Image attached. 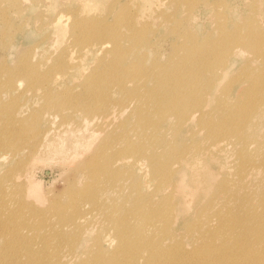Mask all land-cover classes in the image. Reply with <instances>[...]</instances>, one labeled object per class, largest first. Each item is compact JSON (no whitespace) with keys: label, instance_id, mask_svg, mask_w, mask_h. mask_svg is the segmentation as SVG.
Wrapping results in <instances>:
<instances>
[{"label":"bare ground","instance_id":"6f19581e","mask_svg":"<svg viewBox=\"0 0 264 264\" xmlns=\"http://www.w3.org/2000/svg\"><path fill=\"white\" fill-rule=\"evenodd\" d=\"M171 1L174 11H191L199 4L208 8V0ZM127 2L115 11L112 22L104 15L81 18L76 11L71 50L64 49L50 64L51 57L32 63L30 51L12 68L0 64V78L6 79L0 82V118L5 119L0 124L7 125L0 128V160L13 157L0 165L5 168L0 177V224L6 234L0 238L8 237L0 248V264H264V136L259 134L264 129V27L253 19L264 3L261 8L250 1V20L237 30L215 23L214 39L206 36L197 42L184 32L189 42L171 48L165 62L141 69L139 60L145 54L140 52L151 48L147 38L153 32L141 23V14L128 11L136 0ZM63 18L49 20L51 27L60 29ZM0 24L3 31L11 24L2 11ZM90 46L101 56L89 74L81 76L76 87L55 95L51 84L57 76H71L72 70L80 68L82 73L84 67L77 62H83ZM243 51L255 52L253 61H260V67L253 68L246 59L229 75V82L216 89ZM19 79L32 93L42 90L46 96L44 106L21 119L17 115L22 106L1 98ZM66 110L73 112L63 114ZM79 111L90 121L98 120L88 138L81 139L80 129L68 128L78 126L74 113ZM52 113L61 117L57 134L41 128ZM123 113L126 117L114 125L126 130L124 136L102 131L100 125H110ZM11 119L19 127L9 126L16 124ZM223 143L229 152L220 147ZM80 145L83 153L89 147L91 152L84 157L76 151ZM43 154L68 156V162L78 165V175L64 190L67 202L53 200L47 210L25 214L23 209L29 207L21 200H49L33 178L24 190L23 183H17ZM228 154L233 158L229 166L219 160ZM119 162H133L132 169L115 167ZM136 165L143 167V175L136 174ZM82 193L94 209L78 207ZM13 205H19L16 211ZM22 229L33 230L34 237Z\"/></svg>","mask_w":264,"mask_h":264},{"label":"rangeland","instance_id":"374dc122","mask_svg":"<svg viewBox=\"0 0 264 264\" xmlns=\"http://www.w3.org/2000/svg\"><path fill=\"white\" fill-rule=\"evenodd\" d=\"M4 1L5 0H0V11L4 13L5 19L11 21V24L6 31L2 30V24H0V64L6 65L10 68L14 67L16 65L15 63H17L21 57L25 58L26 54H30V52H32V63L45 57H51L48 61V64H50L52 60H54L62 51H64V49L69 47L71 50L70 47L72 46L70 45V29L71 24L76 17V11L80 12L81 18H97L100 15H104L108 22H112L111 19L115 11H118L119 9L121 10V5L126 6L128 4L127 0H17L16 5L10 6L6 3V1ZM170 1L171 0H151V4L148 5L145 4L143 0H136L135 4L139 7H137L135 4L127 7L129 8L128 11L130 13L137 11L138 14H141V23L148 24V27L153 32V34L147 38L151 48L142 49L140 52L145 54V59L139 60L142 65L141 69H147L151 67V64L155 61L165 62V57L167 56L168 51H170L171 48L176 47V45L186 41L184 32H189V34L192 35L197 42L201 41L206 36L212 37L214 39L217 36V34H214L213 32L215 23H221L230 31L237 30L242 24L246 25V22H249L250 20L248 15L250 12L248 3L250 1H255L261 8V3H264V0H208V8H206L205 5L199 4L196 8H191V11L188 8L174 11L172 7L169 8L168 2ZM108 11H111L110 14ZM61 16H64V23L58 22L61 24L60 29L59 27H51L53 22H49V20H53ZM40 18L44 22L43 24L41 23ZM163 18H166L167 21L162 23ZM254 18L257 20L255 23H262L264 27V10H262L260 13H255L253 19ZM155 20H158L159 23H156ZM171 28L174 29V34L165 35V33H167ZM160 35H165L167 37L157 39ZM108 45L110 47V44ZM231 45H234V43ZM123 46H126V43H124ZM187 46L190 47V45ZM86 48L87 49L84 50L86 51V58L82 63L77 62L84 67L82 73L79 72V68L78 70H72L73 73L71 76H57L55 83L51 84L53 85L51 89L53 93L64 90L65 88L71 89V86L76 87L81 81V76L85 77L89 74L91 68L96 63V60L101 56V52H99V49L95 46ZM254 53L243 51L240 57L234 59V61L231 63V65H234V68L232 69L233 71H228V76L226 78L219 79L215 88L220 90L223 85L226 84V82H229L231 79L230 76L236 73L240 66L247 61L246 59L251 61L253 68L260 67V61H253L255 59ZM75 55L76 54L73 53V56ZM227 65L230 66L229 61L227 62ZM43 68H46V66H43ZM0 82H6L5 77L0 78ZM14 83L15 86L11 93L9 95H3L1 98L3 101L14 100L15 106H22L20 107V114L17 115L18 118H26L28 117L30 111L40 109L42 106H44L46 102V96H44L42 90L39 93L34 94L27 89L26 81L19 79ZM75 91H77V88H75ZM21 95H23V98H19ZM55 95L57 94L55 93ZM118 98V96H115L113 99L117 100ZM89 100V98L84 99L85 106H87L86 102ZM72 112L73 111L71 110H66L63 112V114H70ZM74 115L76 117L74 122H78V126L74 124L73 126L70 125L68 128L71 129L75 127L74 129H80L81 132L79 134L82 137L80 138H88L89 134H91V132H93L97 126L98 120L94 122L90 121L84 117L80 111L75 112ZM8 117L10 116L8 115L7 119ZM13 117L16 116H12L11 118ZM125 117L126 113H123L122 115L115 116L114 121L110 125L107 123L100 125L102 126V131L106 130V132L109 133L110 131L114 130L117 132L115 135L116 137L124 136L126 130L119 129L114 124L122 121ZM45 118L46 123L45 125L41 126L42 129L52 128L53 134H57L59 131H61L59 129V125L61 123L60 114H48L45 116ZM1 119L5 121L4 118L1 117L0 120ZM13 121L16 124H10L9 126L19 127L18 123L15 120ZM5 126L7 125L0 124V128ZM186 128H183L182 131H187ZM259 134L264 136V129ZM199 137H203V133H201ZM194 139L196 140L198 137L195 136ZM61 140L63 141V139ZM61 140L57 141V143L59 142L58 144H61ZM79 144L80 143L76 145ZM52 145L57 144L53 143ZM81 146L82 145L78 146L76 151L83 153V148ZM220 147L226 149L228 152L230 151L229 147L226 146L225 143L221 144ZM253 147H255V145H253L252 148ZM89 148L83 153L84 157L85 154L87 155L91 152L90 150H92V148ZM42 157V159L32 162L29 168L26 169L28 171H26L25 174H21L22 176L19 177L17 183L19 181L23 183L22 187L24 190L26 181H28L30 177L33 178V181L39 184V186L43 189L44 195L49 200H47L46 204H36L31 199H26L24 201L21 200V205L25 204L24 207H29L27 210L23 209L25 214H27V212H32L34 209L41 211L47 210L48 207L51 206L50 201L53 200L59 199V201L62 203L67 202V200H69V196L67 197L66 194L64 195V190L69 184L72 183L73 177L78 175V172L76 171L78 169V165H73L71 162H68V160H66L68 156L57 155L49 158L43 154ZM84 157H81V159ZM231 158L232 157L228 154L227 158H222L220 156L219 160L224 165L229 166ZM11 161H13L12 156H8V158L6 157L5 159L2 158L0 160V165L9 164ZM66 163H68V165ZM132 164L133 162H119L117 165H115V167L124 168L127 170L129 168L132 169ZM144 166L146 167V162ZM134 170L139 176L144 174V169L140 165H136ZM4 171V167L0 168V177ZM146 190L149 191L150 189L146 188ZM5 197L11 198L13 195L6 194ZM17 199L20 198L17 196ZM81 200L82 201L78 207H81V205L84 204V211H89L96 207L93 203L89 202L90 200H88V195L86 193H82ZM186 201H188V198H185V202ZM12 207L16 211V208H18L19 205H13ZM189 207L193 206L189 205ZM192 211L193 210H191V212ZM48 217L53 223L56 221V217L53 215H48ZM89 218L90 216H88L87 219ZM46 220L48 221V219ZM3 224H0V235L5 234L2 233L4 231L2 230ZM21 231L26 236L34 237L33 230L30 231L28 229H22ZM51 238L54 239L59 237L52 236ZM7 240L8 237H6L4 240L0 238V248L4 246V241ZM103 247L108 248V245L103 244Z\"/></svg>","mask_w":264,"mask_h":264},{"label":"water","instance_id":"95a60500","mask_svg":"<svg viewBox=\"0 0 264 264\" xmlns=\"http://www.w3.org/2000/svg\"><path fill=\"white\" fill-rule=\"evenodd\" d=\"M47 174V173H46Z\"/></svg>","mask_w":264,"mask_h":264}]
</instances>
